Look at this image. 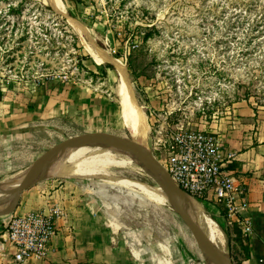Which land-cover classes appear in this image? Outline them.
Here are the masks:
<instances>
[{
  "label": "rangeland",
  "instance_id": "1",
  "mask_svg": "<svg viewBox=\"0 0 264 264\" xmlns=\"http://www.w3.org/2000/svg\"><path fill=\"white\" fill-rule=\"evenodd\" d=\"M121 77L146 117L141 148L159 163L179 128L208 130L248 117L256 132L264 125V0H0L1 89L31 92L47 79L86 84L115 105L112 121L94 132L133 139L119 115ZM70 128L54 123L9 153L0 145V187L53 145L85 133ZM108 150L129 162L103 172L158 187L131 157ZM55 168L39 183L66 181ZM107 178L81 180L103 194L112 220L145 260L210 264L167 198L157 201ZM197 204L217 216L216 205Z\"/></svg>",
  "mask_w": 264,
  "mask_h": 264
},
{
  "label": "crops",
  "instance_id": "2",
  "mask_svg": "<svg viewBox=\"0 0 264 264\" xmlns=\"http://www.w3.org/2000/svg\"><path fill=\"white\" fill-rule=\"evenodd\" d=\"M0 92V145L7 153L14 150L16 144L47 133L54 123L62 122L71 130L86 133L104 129L108 126L105 123L115 116V105L92 92L86 84L47 79L31 92L5 89ZM240 114L249 116L247 111ZM206 131L216 134L223 147L233 154L225 171L234 177L242 191L246 204L242 215L250 220L252 232L244 236L236 224L227 223L222 208L217 205L214 208L217 216L212 218L237 257L234 264H264V125L255 132L248 117H234L230 121L221 120ZM103 197L81 179L56 184L37 182L26 189L11 215L47 211L58 205L62 216L56 220L55 234L44 259H29L23 263L13 260L11 248L2 239L11 215L1 217L0 264H150L142 251L130 243L120 225L112 220ZM195 218L210 238L205 217L198 212Z\"/></svg>",
  "mask_w": 264,
  "mask_h": 264
},
{
  "label": "built area",
  "instance_id": "3",
  "mask_svg": "<svg viewBox=\"0 0 264 264\" xmlns=\"http://www.w3.org/2000/svg\"><path fill=\"white\" fill-rule=\"evenodd\" d=\"M1 90V88H0ZM233 159L219 137L202 129H177L167 146L162 166L173 182L195 203L214 201L229 224H236L244 236L252 232L250 220L242 215L246 204L233 176L225 167ZM62 209L13 214L4 226L3 242L12 250L16 263L44 259L55 234V223Z\"/></svg>",
  "mask_w": 264,
  "mask_h": 264
},
{
  "label": "water",
  "instance_id": "4",
  "mask_svg": "<svg viewBox=\"0 0 264 264\" xmlns=\"http://www.w3.org/2000/svg\"><path fill=\"white\" fill-rule=\"evenodd\" d=\"M81 146H97L119 150L131 157L149 173L158 187L164 191L172 209L195 238L203 254L217 264H233L227 253L219 251L209 236L199 228L198 221L192 211V199L173 182L162 164L150 152L134 144L129 137L105 132H86L66 138L35 159L25 175L15 185L10 187V184H2L0 193L6 194L7 198L0 205L5 202H7V205L0 208V218L14 213L19 205L21 194L39 182L42 175L48 177L46 166L51 159L68 152L70 149Z\"/></svg>",
  "mask_w": 264,
  "mask_h": 264
},
{
  "label": "bare ground",
  "instance_id": "5",
  "mask_svg": "<svg viewBox=\"0 0 264 264\" xmlns=\"http://www.w3.org/2000/svg\"><path fill=\"white\" fill-rule=\"evenodd\" d=\"M117 92L120 102V119L131 132L133 143L140 148L144 147L145 133H147L146 117L141 107L137 104L134 97L132 96L130 86H127V83L123 77H121L119 80ZM128 162V160H117L115 158V153L111 152V150L101 147H95L93 149L86 150V146H81L70 149L63 155L51 159L46 166V172L48 175L50 170H52L53 167L57 165V168H55L56 174L59 177H63L65 179H89L92 177L94 178L107 175L113 184H118L120 186H125L140 191L157 201L166 200V195L160 187L152 188L132 179L108 175L103 172V169L110 165L121 166L127 164ZM24 175L25 172L23 171L10 177L4 183L10 184L11 187L19 182V180H21ZM6 196V194L0 193V203L7 198ZM5 205H7V203L0 205V208L4 207ZM196 210L206 219L205 221L208 224L206 230L211 236L210 240L212 243L219 251L226 253V240L222 229L209 215L203 214L201 206L193 201L192 211L197 217L198 212ZM199 228L201 229L200 225ZM210 264L217 263L210 261Z\"/></svg>",
  "mask_w": 264,
  "mask_h": 264
},
{
  "label": "trees",
  "instance_id": "6",
  "mask_svg": "<svg viewBox=\"0 0 264 264\" xmlns=\"http://www.w3.org/2000/svg\"><path fill=\"white\" fill-rule=\"evenodd\" d=\"M0 94H1V92H0ZM236 264H238V263H236Z\"/></svg>",
  "mask_w": 264,
  "mask_h": 264
}]
</instances>
